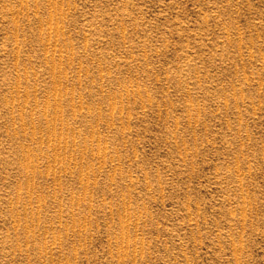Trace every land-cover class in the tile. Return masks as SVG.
<instances>
[{
	"label": "rangeland",
	"instance_id": "rangeland-1",
	"mask_svg": "<svg viewBox=\"0 0 264 264\" xmlns=\"http://www.w3.org/2000/svg\"><path fill=\"white\" fill-rule=\"evenodd\" d=\"M0 264H264V0H0Z\"/></svg>",
	"mask_w": 264,
	"mask_h": 264
}]
</instances>
